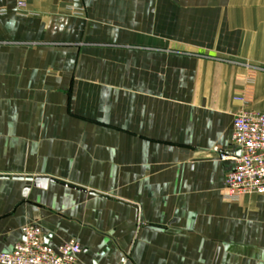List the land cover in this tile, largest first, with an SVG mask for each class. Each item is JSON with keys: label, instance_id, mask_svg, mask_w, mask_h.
<instances>
[{"label": "crops", "instance_id": "0c3cea01", "mask_svg": "<svg viewBox=\"0 0 264 264\" xmlns=\"http://www.w3.org/2000/svg\"><path fill=\"white\" fill-rule=\"evenodd\" d=\"M241 92L264 111V0H0V252L36 224L81 264H264L213 151Z\"/></svg>", "mask_w": 264, "mask_h": 264}, {"label": "built area", "instance_id": "2783aa9c", "mask_svg": "<svg viewBox=\"0 0 264 264\" xmlns=\"http://www.w3.org/2000/svg\"><path fill=\"white\" fill-rule=\"evenodd\" d=\"M234 100L243 106L232 120L231 142L239 153L228 155L213 148L221 161L232 162L223 184V197L228 201H238L250 194L264 196V111L248 108L242 92ZM21 232L22 239L12 250L0 252V264H81V247L75 239L54 249L44 241L38 225L26 224Z\"/></svg>", "mask_w": 264, "mask_h": 264}, {"label": "water", "instance_id": "95a60500", "mask_svg": "<svg viewBox=\"0 0 264 264\" xmlns=\"http://www.w3.org/2000/svg\"><path fill=\"white\" fill-rule=\"evenodd\" d=\"M239 153V151L237 150V154ZM15 179H19V180H26V181H30L33 182L34 186H38V187H45L48 178H44V177H15ZM29 189V186H25L23 188V194L25 195L26 191Z\"/></svg>", "mask_w": 264, "mask_h": 264}]
</instances>
